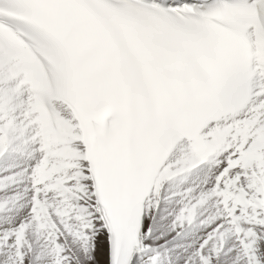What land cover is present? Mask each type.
<instances>
[{
    "label": "snow or ice",
    "instance_id": "snow-or-ice-1",
    "mask_svg": "<svg viewBox=\"0 0 264 264\" xmlns=\"http://www.w3.org/2000/svg\"><path fill=\"white\" fill-rule=\"evenodd\" d=\"M21 142L0 264H264V0H0Z\"/></svg>",
    "mask_w": 264,
    "mask_h": 264
},
{
    "label": "bare ground",
    "instance_id": "bare-ground-1",
    "mask_svg": "<svg viewBox=\"0 0 264 264\" xmlns=\"http://www.w3.org/2000/svg\"><path fill=\"white\" fill-rule=\"evenodd\" d=\"M11 158L9 157L7 160L0 162V166H3L5 164H11ZM204 179L203 175H197V174H189L187 178H176L172 182V188L169 189V195L171 194L172 191H181L183 190L186 186L193 184V183H199L201 180ZM180 182L184 183V186H180Z\"/></svg>",
    "mask_w": 264,
    "mask_h": 264
}]
</instances>
